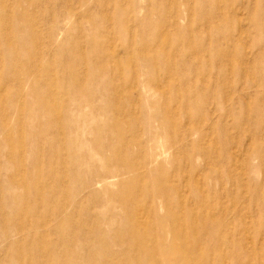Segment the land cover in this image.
<instances>
[{"label":"rangeland","instance_id":"rangeland-1","mask_svg":"<svg viewBox=\"0 0 264 264\" xmlns=\"http://www.w3.org/2000/svg\"><path fill=\"white\" fill-rule=\"evenodd\" d=\"M134 262L264 264V0H0V264Z\"/></svg>","mask_w":264,"mask_h":264},{"label":"bare ground","instance_id":"bare-ground-1","mask_svg":"<svg viewBox=\"0 0 264 264\" xmlns=\"http://www.w3.org/2000/svg\"><path fill=\"white\" fill-rule=\"evenodd\" d=\"M102 184V183H101ZM129 219V218H128ZM143 219V217L141 218V220ZM145 219V218H144ZM143 222V221H142ZM136 236V235H135ZM140 238V237H139ZM141 239V238H140ZM137 240V239H136ZM135 241V240H134ZM137 242V241H136ZM135 242V243H136ZM141 242V241H140ZM89 243V242H88ZM138 249V248H137ZM139 251V250H138ZM145 252V251H144ZM131 254H132V252H131ZM138 255V254H137ZM138 261H139V257H138ZM135 264H138V263H136V262H134Z\"/></svg>","mask_w":264,"mask_h":264}]
</instances>
